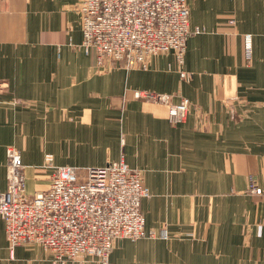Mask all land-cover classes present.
Returning a JSON list of instances; mask_svg holds the SVG:
<instances>
[{"label": "crops", "instance_id": "crops-1", "mask_svg": "<svg viewBox=\"0 0 264 264\" xmlns=\"http://www.w3.org/2000/svg\"><path fill=\"white\" fill-rule=\"evenodd\" d=\"M79 3L0 0V187L9 146L22 152L30 194L45 185L48 152L84 174L125 158L152 191L148 227L168 225L173 237L146 242L145 264H264V198L230 194L249 172L264 186V0H188L191 26L203 31L183 62L170 51L133 69H106L78 47ZM138 89L188 97L186 119L173 125L168 107L142 102ZM241 203L253 226L241 227ZM129 244L138 247L115 245L114 264ZM0 264L55 263L40 246L12 250L0 219Z\"/></svg>", "mask_w": 264, "mask_h": 264}, {"label": "built area", "instance_id": "built-area-1", "mask_svg": "<svg viewBox=\"0 0 264 264\" xmlns=\"http://www.w3.org/2000/svg\"><path fill=\"white\" fill-rule=\"evenodd\" d=\"M79 11L83 41L78 47L95 52L100 66L135 67L146 53L157 51L170 28H177L171 49L182 63L190 36L200 32L191 26L188 0H80ZM246 50L251 57V34L246 35ZM136 95L172 100L167 93L143 89ZM188 107L187 99L173 105L171 120L181 122ZM8 159L11 174L7 188L0 187V219L12 250L35 242L52 251L60 264H87L96 258L110 264L118 239L147 235L141 203L148 189L125 160L89 167L85 174L71 165H52L48 188L29 197L19 153L9 150Z\"/></svg>", "mask_w": 264, "mask_h": 264}, {"label": "rangeland", "instance_id": "rangeland-1", "mask_svg": "<svg viewBox=\"0 0 264 264\" xmlns=\"http://www.w3.org/2000/svg\"><path fill=\"white\" fill-rule=\"evenodd\" d=\"M167 31H169V36L166 38V40H164L163 42H160V44L157 45V51H155V52L150 51V52L146 53L145 57H144V60L143 61H138L137 65H135V67H133V68H146L149 65V63H150L151 58L154 57L155 55H162V54L168 53L170 51H174V49H171V48H172V45H174V43H175L174 40H175V33L177 31V28H170ZM202 31H203V29L200 28V32H202ZM200 32H197V33H200ZM156 35L157 34H154L153 37H155ZM246 35H245V38H244L245 47H246ZM252 47H253V45H252ZM90 54L91 55L93 54L96 57L95 52H92ZM251 58H252V56L249 57V60ZM96 62L98 63V60H96ZM98 65H100V64L98 63ZM103 67L107 69V68L115 67V66L111 65L109 62H106L105 64H103ZM133 68H131V69H133ZM184 73H185L184 76H182L184 79H188V78L191 77L190 73H188L187 71H184ZM138 90H140V89H138ZM136 91H134V96H135V92ZM148 91H151V90H148ZM152 92L156 93L158 91H152ZM158 93H164V92H158ZM167 94H169L171 96V98H172V100H170L168 103H167V101H164V100L157 101L155 98L148 97L146 95L145 96H137L136 95L135 97L137 99L141 100L142 102L147 103V104H163V105H166L168 107V117H169L170 122L173 125H177L179 122L178 123H174L171 120V117H170L171 108L176 103H180V102H182V101H184L186 99L189 100V106H190V102L191 101H190V99L188 97L181 96L180 102H174L173 101V95L170 94V93H167ZM155 101H157V102H155ZM188 113H189V107H188V111H187L186 117H187ZM235 114L236 113L234 111V117H237V115L235 116ZM186 117L184 116V119L181 120V121H184ZM9 150H13V151L18 152L19 156H20L21 164L23 166H25V164L23 163V160H22V152H21V150L19 148L15 147V146H9L7 148V151H6L7 152L8 182H9V175L11 174V171H10L11 169L9 168V165H8V163H9L8 151ZM121 159L126 161L125 158H121ZM121 159H119V160H121ZM52 165L56 166V165H59V164H56L54 154L48 152V153L45 154V158H44L43 164L40 165V168L42 169V172H41L42 177L41 178L45 181V185L41 186L40 189L36 190V192L33 193V194H30L28 192V190H27V177H26V192H27V195L29 197H32L36 193H38L40 191H43V190H46L48 188V186L50 184V176H51V174L54 171V168H53ZM67 165H69V164H67ZM71 166L77 167L80 171H83L78 166H75V165H71ZM130 166L140 172L141 176L143 177V180H144V183H145V187L148 189V195L145 196L142 199V203H141V212H142V214L144 216V219H145V231H146L147 235L145 237H142V238H139V239H135V240L134 239L120 238V239H118L116 241L115 245H117L119 242H121V243H123V242L136 243V244L138 243V247L131 246V244L125 246V252H123V253L120 252L118 254V257H119L118 264H145V261L147 259V257H146V248H145L146 247L145 246L146 242H150V240L168 241V240H170L173 237L170 234L168 225H163V226H161L159 228L148 227L146 214H145V211H144V208H143V202H144V200L149 199L152 196V191H151L150 187L148 186V184L146 183L144 169L138 168V167H134L132 165H130ZM25 174H26V166H25ZM255 174H256V172H249L248 175H247L248 176L247 178L249 180L248 181V186L247 187L245 186L243 188H232L230 194L235 196L236 198H238L240 200H243V197H249L251 199H253V198H257L258 199L259 198L258 200L263 199L264 198V186L260 185V183H259V181H258V179H257ZM249 210H250L249 206L247 207L246 205H243L241 203V213L244 215L243 216L244 220L241 221V223H242L241 227H243V226L244 227L253 226L251 220L246 221V214H247V212H249ZM255 211H260V209L256 208L255 210H253V212H255ZM202 215H204V214L202 213ZM194 217H195V220H196L195 214H194ZM205 221L206 220L202 221V226H204ZM193 223H195V221ZM193 223H192V225H193ZM23 245L24 246L25 245L40 246L45 252H47L48 254L51 255V258H52V260H53V262L55 264H60V263H57L55 261L52 251L46 249L44 246L40 245L39 243L29 242V243L21 244L19 246H23ZM115 245H114V248L112 249V252H111V254L109 256L110 264H114V262L112 260V254H113L114 249L116 247ZM100 261L101 260H99L98 258L90 259L87 264H91V263H93V264H102Z\"/></svg>", "mask_w": 264, "mask_h": 264}]
</instances>
